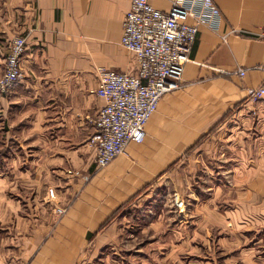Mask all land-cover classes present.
<instances>
[{
	"label": "crops",
	"instance_id": "1",
	"mask_svg": "<svg viewBox=\"0 0 264 264\" xmlns=\"http://www.w3.org/2000/svg\"><path fill=\"white\" fill-rule=\"evenodd\" d=\"M9 1L7 41L24 32L27 48L21 78L0 94L7 167L0 172V264H95L121 243L118 216L194 146L217 174L251 176L253 165L231 172L214 162L224 156L237 166L264 147V99L248 93L264 82V0H215L220 24L200 26L181 86L161 98L145 140L103 167L89 142L105 103L96 93L99 69H137L121 43L132 0ZM223 145L240 147L241 156Z\"/></svg>",
	"mask_w": 264,
	"mask_h": 264
},
{
	"label": "rangeland",
	"instance_id": "2",
	"mask_svg": "<svg viewBox=\"0 0 264 264\" xmlns=\"http://www.w3.org/2000/svg\"><path fill=\"white\" fill-rule=\"evenodd\" d=\"M8 6L9 0H0V76L14 37L27 39L24 32L17 31L10 43L7 41L5 25L12 21L7 16ZM14 20L17 27L21 25L20 17ZM0 133L4 139L5 133ZM222 148L235 151L238 157L242 154L240 147L237 151L230 145ZM262 150L264 147H256L254 160L238 161L237 166L224 156L215 160V169L230 168L231 172L234 167L240 171L253 165L251 176L245 179L217 174L194 146L118 216L123 225L122 244L117 250L107 249L95 264H264V157L257 156ZM207 151L213 155L214 149ZM4 152L5 146L0 145V155ZM6 170V162L0 158V172ZM2 181L0 178L4 186L6 181ZM219 184L223 188L216 195ZM212 196L218 197L210 203ZM177 200L184 204L178 205ZM199 204H206L205 209L198 208Z\"/></svg>",
	"mask_w": 264,
	"mask_h": 264
},
{
	"label": "built area",
	"instance_id": "3",
	"mask_svg": "<svg viewBox=\"0 0 264 264\" xmlns=\"http://www.w3.org/2000/svg\"><path fill=\"white\" fill-rule=\"evenodd\" d=\"M170 1V8L162 9L151 0H132L121 43L136 55L137 69H99L96 93L105 103L93 119L95 130L89 139L97 167L124 153L130 142L145 140L146 125L163 95L181 86L200 26L217 28L220 24L222 13L215 0ZM26 48L25 36L14 37L0 76V92L9 91L21 78ZM239 73L243 75L245 70ZM248 93L252 100L264 99V82ZM49 191L54 196V189Z\"/></svg>",
	"mask_w": 264,
	"mask_h": 264
}]
</instances>
